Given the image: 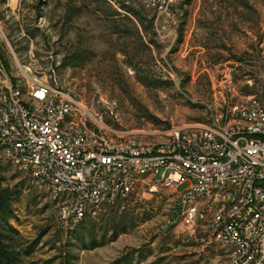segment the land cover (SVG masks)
Wrapping results in <instances>:
<instances>
[{
	"label": "rangeland",
	"instance_id": "rangeland-1",
	"mask_svg": "<svg viewBox=\"0 0 264 264\" xmlns=\"http://www.w3.org/2000/svg\"><path fill=\"white\" fill-rule=\"evenodd\" d=\"M107 1L122 15L113 16L98 0H0V89L45 80L101 114L116 132L151 140L208 123L211 106L220 104L213 89L226 90L222 74L234 63L242 64L236 92L251 95L263 84L264 0H176L168 15L144 0ZM131 10L141 20H133ZM0 185L16 192L11 223L19 231L18 249H32L19 264L216 259L214 247L180 231L172 188L103 206L97 218L68 231L57 204L23 170L0 160ZM119 223L127 229L115 236Z\"/></svg>",
	"mask_w": 264,
	"mask_h": 264
},
{
	"label": "built area",
	"instance_id": "built-area-1",
	"mask_svg": "<svg viewBox=\"0 0 264 264\" xmlns=\"http://www.w3.org/2000/svg\"><path fill=\"white\" fill-rule=\"evenodd\" d=\"M144 2L168 15L176 0ZM239 65L224 70L226 90L213 89L220 104L211 106L208 123L151 140L116 132L45 80L24 88L5 83L0 160L57 204L68 231L97 218L103 206L172 188L179 229L216 249L210 264H264V82L254 94L236 92Z\"/></svg>",
	"mask_w": 264,
	"mask_h": 264
},
{
	"label": "trees",
	"instance_id": "trees-1",
	"mask_svg": "<svg viewBox=\"0 0 264 264\" xmlns=\"http://www.w3.org/2000/svg\"><path fill=\"white\" fill-rule=\"evenodd\" d=\"M102 1L104 4H108L113 10V16H121L122 14L113 8L111 3L107 0H98ZM122 7V6H121ZM123 9L129 11L126 6H123ZM133 16V20L140 19L141 17L131 10L130 12ZM126 17L131 23L134 24L136 33L138 36L142 37L140 28L134 23L132 18ZM143 32V31H142ZM144 32L148 34L147 29L145 28ZM152 41V40H151ZM16 198V192L9 187H4L0 185V264H19L21 261V256L23 254L29 255L32 251L25 250L20 251L18 249V235L19 231L11 223L15 213L13 210L14 201ZM115 236H117L122 231H126L127 226L122 223L117 224L115 227Z\"/></svg>",
	"mask_w": 264,
	"mask_h": 264
}]
</instances>
